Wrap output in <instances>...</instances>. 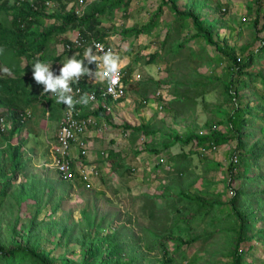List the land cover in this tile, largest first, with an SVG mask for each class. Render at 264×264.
Returning a JSON list of instances; mask_svg holds the SVG:
<instances>
[{"label":"rangeland","instance_id":"374dc122","mask_svg":"<svg viewBox=\"0 0 264 264\" xmlns=\"http://www.w3.org/2000/svg\"><path fill=\"white\" fill-rule=\"evenodd\" d=\"M158 1L131 0L126 11L116 9L99 15L98 28L103 33L102 40L114 45L120 59H128V63L120 67L130 100L121 105L125 96L122 100L110 103L112 109L105 120L100 121L99 117L97 125L90 127L93 129V143L92 147L88 145L87 150L91 158H87L86 151L83 155L71 152L70 160L75 170H78L79 161L94 165L89 174L88 187L78 180L77 173L73 178L61 181L54 168L44 165L46 160L52 163L50 149L55 140L62 107L56 106L55 115L51 116L47 101H34L25 109L30 112V116L22 126L14 132L11 129L10 132H0L3 133L0 135V158L14 161L17 156L19 166L12 185L0 202L3 234L4 226L12 225L15 218L17 227L29 225L34 218L36 222L63 218L67 224H80L83 210L89 221L99 223L101 232L120 227L122 231L129 232L131 239H136V234L141 236L145 233L143 227L163 230L172 223L178 208L184 211L185 205L177 204L178 201L152 196L160 195L168 186L173 187V190L187 187L190 194L224 202L209 212L202 209L191 227L179 223L173 227L174 234L184 236L187 233L209 231L211 225L208 222L212 218L222 220L217 222V226L228 227L226 220L227 214H231V207L227 200L242 185V180L245 183L248 181L244 179L245 174L241 177L235 175L230 187L226 186L225 166L229 156L224 152L228 148L230 151L233 149L234 139L215 148H208L206 144L198 146L196 141L191 140L187 143L174 142L167 150L158 153L150 150L154 146L161 147L159 141H169V131L176 130L181 135L190 128L197 132L199 129L208 131V123H215V129L225 131V119L233 107L226 97L223 84L228 80L227 61L212 44L192 37L195 29L189 19L182 22L181 26L176 25L172 14L164 9L160 14H155L156 25L150 34L124 35L122 29L146 23L156 12ZM188 1L196 5L199 3L202 17L215 21L219 35L226 38L235 54L241 58L252 52L259 44L258 39L264 36V30L259 28L264 21V0H260L255 28L251 23L256 6L254 0H178L179 7L188 4ZM11 3L12 0H9ZM52 4L46 11L51 12V8L56 10L60 7L58 0H52ZM248 7L250 10L247 11ZM0 21L8 23L9 13L0 10ZM58 22L57 19L42 18L39 20V29L44 30L48 25ZM78 29L68 27L63 33L50 35L40 61L51 64L53 71H59L62 63L73 54L77 59H83L87 44L72 51H65L62 46L64 39L73 42L80 36ZM178 42L181 44L179 47ZM0 48L3 49L0 53V73H11L12 68H20L26 75L33 77L34 63L31 59L16 56L2 43ZM255 60L245 70L253 72L252 75L259 70L264 75V54ZM85 65L89 66L86 60ZM245 81L246 85H239L240 109H244L243 115L247 118L244 140L246 145L257 141L256 145L260 147L257 148L260 152L254 161L258 169L250 167L246 175L252 176L255 172L261 175L264 174V118H261L264 116V100L260 98L264 97V81L259 78H245ZM35 90L37 93L40 91L38 86ZM164 97L167 99L164 100ZM256 103L263 104L262 111L255 107ZM246 105L252 109L251 113L246 112ZM159 106H163L162 109ZM143 122L150 124L156 132L146 136L140 131L132 132L119 127L121 124L139 125ZM5 145L19 146L20 151L11 153L13 149H10L11 152L7 150L8 156L4 152ZM234 155L239 161L238 152ZM160 157L162 161H159ZM171 157L176 162L170 166ZM4 161H0V167L11 171L10 163L7 166V161ZM158 161L159 164L155 166ZM22 181H25L27 191L38 193L34 192L35 198H26L18 203L13 192L22 189L19 187ZM256 187H264V175L260 176ZM256 187L254 184L249 185L247 190L252 192ZM40 193L42 196L38 195ZM249 198L250 204L255 207L252 196ZM58 201L56 209L50 214L51 205ZM36 208L40 209L38 214ZM255 215L264 218V210L256 211ZM263 226L264 220H258L254 228ZM75 230L74 226L72 231ZM220 230L207 242L200 240L194 245L183 246L188 247V259L182 264H231L230 257L224 254L227 233L225 228ZM41 232L47 233L45 228H41ZM57 236L58 233L54 237L48 235L49 239L44 245L52 248ZM221 244L222 251L215 252ZM256 245L258 249L249 253L243 264H264V244ZM77 250L76 244L68 242L67 245L56 246L52 255L64 252L68 257L76 258ZM149 255L157 256V252L152 250Z\"/></svg>","mask_w":264,"mask_h":264},{"label":"trees","instance_id":"16d2710c","mask_svg":"<svg viewBox=\"0 0 264 264\" xmlns=\"http://www.w3.org/2000/svg\"><path fill=\"white\" fill-rule=\"evenodd\" d=\"M130 1L93 0L86 10L80 16H77L74 14V8L72 7L65 11V1L63 0H58L60 7L51 12L46 11L45 0H12L11 4H9V0H0V10L10 15L8 23L0 21V43L5 48L11 50L16 56H25L31 59L32 63H35L37 58L39 60L40 58L42 59L41 54L44 52L48 37L52 34L63 33L68 27L79 28L78 33L81 37L102 40L103 33L98 28L100 24L99 15L114 12L116 9L126 11ZM254 1L256 6L251 23L252 27L255 28L258 11L260 10V0ZM198 4L196 5L193 1H188V4H184L180 8L178 0H159L156 12L150 16L146 23L124 28L122 32L124 35L135 36L138 34H150L156 25L155 14H160L161 11L167 9L173 16L174 24L181 26L182 22L189 19L195 29L192 37L201 38L205 44H212L216 51L226 59L228 80L223 83L224 91L230 103L233 104L230 113H228L225 119L226 130L222 131L211 128L215 123H208L206 125L210 128L203 134H199L197 130L192 128L185 130L182 135L176 130L169 131L168 137L171 135L169 141L159 142L161 147L154 146L150 150L158 153L169 148L174 142L187 143L191 140L196 141V145L198 146L206 144L208 148H211V141L217 146L234 139L235 144L232 146L233 149L230 151V148H228L224 152L227 157L229 156L228 163L225 166L227 172L226 186L230 187L233 176L241 177L244 174V179L248 180L249 184H247L248 181L245 183L242 180V185L227 200L231 207V214H227L226 220L229 223L228 227L217 226V222H221L222 220L212 218L208 222L211 225L209 231L203 230L199 233H187L184 236L174 234L173 227L179 223H184L185 226L191 227L193 220L202 212V209H205V212H209L215 206L224 204V202L217 199H207L197 194H190L187 187L173 190V187L168 186L166 189L164 188L160 195L152 196L165 197L168 201H178L179 203L177 204L185 205L184 211L178 208L172 223L162 228L163 230L143 227L145 233L141 236L136 234V239H131L129 232L122 231L120 227H110L109 231L101 232L98 229L99 223L89 221L88 216L85 215L83 210L81 212L82 223L76 225L67 224L63 218H50L49 220H40L39 222H36L34 218L29 225L17 227V219L15 218L12 225L4 226L5 232L3 234V227L0 221V264H182L185 259H188V247L183 246L194 245L200 242V240L207 242L214 233L222 231L220 229L223 228H225L228 237L224 245V254L230 257L231 264H243L248 258V254L254 249H258L256 244H264V226L254 228L258 220H264L262 216L255 215L256 211L262 212L264 210V187L260 189L256 187L258 186L260 176L264 174L260 175V173L255 172L252 176L246 175L250 167L255 170L258 169V165L254 161H256V157L260 152L257 148L260 147L256 145L257 141H251V143L246 145L244 140L247 134L244 130L247 118L243 115L244 109H240L239 93V85H246L245 78L249 80L259 78L264 81V75L259 70L254 75H252L253 72L245 70L247 67L253 65L256 58L263 56L264 36L258 39L259 44L252 52L241 58L235 54L233 47L227 43L226 38L219 35L215 21L202 17ZM248 10H250V7H248ZM42 18H53L59 22L57 24H50L47 28L41 30L39 29V20ZM169 27L171 26L169 25ZM259 28L264 30V21ZM66 44L69 45L68 49H65ZM62 46L65 51L79 49L77 47L73 48V44L67 39L63 40ZM179 46H181L180 42L177 43V47ZM37 86L40 90L39 93L35 90ZM97 86L98 84H82L84 90L97 88ZM41 89L42 85L37 84L33 77L26 75L20 68H12L11 73H0V109H2L0 113L12 122V132L22 126L28 119L23 120L21 112L26 107L32 105L34 101L40 99L47 101L50 106V112H48L51 116L55 115L56 106H62V103L56 102V98H49L44 95ZM260 100H264V97H261ZM262 106V103H256L255 107L262 111ZM245 110L247 113H251L252 109H249L248 105H246ZM80 114H92L99 118L105 117L108 113L99 106L92 112H89L87 107H81ZM261 118H264V116ZM203 125L205 126V124ZM119 127L124 130L129 129L132 132L140 131L146 136L153 135L156 132V129L146 122L139 125L121 124ZM2 134L0 133V135ZM10 149H13L12 152ZM18 149L19 146L12 147L11 145H5L4 152L9 156L7 150L11 153H16L20 151ZM235 152H238L239 161L238 158L236 161L232 158ZM15 157L14 161L13 159L0 158V161H7V166L10 163L11 167V171L3 170L0 167V202L16 177L19 166H17L18 158L17 156ZM175 162L174 158H171L169 165L171 166ZM239 166L241 169H239ZM237 167L238 170L235 171ZM58 179L64 180L60 177ZM45 184H47V181H45ZM253 184L256 188L252 192L248 191V186ZM19 187L22 189L13 192L18 203H21L26 198H35L38 193V191H27L28 188L25 181H22ZM20 191H22L21 194L17 195ZM38 195L42 196V193ZM250 195L255 207L250 204ZM58 203L59 201L51 205L50 214L56 209ZM37 204H40V202H37ZM39 211L40 209L36 208V214ZM152 213H150L151 216ZM74 226L76 230L72 231ZM41 228H45L48 235L53 237L58 233L55 243L52 242L54 240H51L52 248L44 245V242L49 238L46 235L47 233L41 232ZM68 242H72L78 246L76 258L68 257L64 252L57 256L52 255V251L56 246L67 245ZM222 244L220 245V249L215 252L222 251ZM152 250L157 252V256L149 255ZM260 259L263 258L260 257ZM55 261L58 263H55Z\"/></svg>","mask_w":264,"mask_h":264},{"label":"built area","instance_id":"2783aa9c","mask_svg":"<svg viewBox=\"0 0 264 264\" xmlns=\"http://www.w3.org/2000/svg\"><path fill=\"white\" fill-rule=\"evenodd\" d=\"M65 1V10H68L69 8H74V14L77 16H80L83 11L86 10L87 6L92 3L93 0H64ZM52 4V1L45 0V6L46 8L50 7ZM54 8H51V11H53ZM224 11L225 8H222ZM85 38H82L80 36H77L75 40H73V44L78 46H83L85 44L93 47V52L98 53L97 48L94 46L95 44H99L103 47L104 50H107L109 48L113 49L116 52V49L114 45L110 44V42H106L103 40H99L97 38H90L89 40H83ZM69 45H66V48H68ZM93 71L96 69V64L92 63L89 65ZM54 74L58 75L59 72H54ZM124 73L122 68L120 67V73H119V80L120 84L115 89V96L113 94H109L107 90V86L104 83L99 82H93L94 84H98L97 88H92L89 90H84L82 88V84H86V80L88 81L89 78L85 75L82 76L79 82H73L71 84V87L73 89V96L74 99L78 100L80 96L87 93L89 96L94 97L89 101L87 105H83L80 103L75 104L74 108L70 109L66 105L62 103V110L61 115L58 120L57 124V132L55 133V140L54 143H52L51 147V155H52V163H50L48 160L44 162V165L47 167H52L56 170L58 176L61 179L69 180L75 176L77 173L78 180L81 181V183L88 187V180H89V174L92 172V169L94 168V165L88 164L83 161H79L78 170H75L72 167L71 164V146L75 145L76 148V154L83 155L85 151L87 152V143L83 139V133L90 127H93L97 125L99 118L93 116L92 114L87 115H81V107H87V110L89 112L94 111L99 106L102 107L105 112L110 113L111 112V104L112 102L122 100L126 96V89L125 84L123 81ZM91 84V83H88ZM43 93V85L41 89ZM47 97L55 98L51 95V93H43ZM166 96V95H165ZM167 97H164V100H166ZM163 106H159V109H162ZM24 118L29 114V111L26 112V114H21ZM104 125V124H103ZM11 122L8 119L3 118L0 116V132L8 131L11 129ZM212 128H216V125L213 124L211 126ZM104 128V127H103ZM207 131H204L203 129H199L198 133L203 134ZM211 148H215V144L211 141ZM233 160H237V156L234 155Z\"/></svg>","mask_w":264,"mask_h":264},{"label":"clouds","instance_id":"9594fccd","mask_svg":"<svg viewBox=\"0 0 264 264\" xmlns=\"http://www.w3.org/2000/svg\"><path fill=\"white\" fill-rule=\"evenodd\" d=\"M70 42L73 44L72 41ZM66 45L65 49H68L69 47L66 48ZM94 46L97 48L99 54L94 53L93 47L89 46L85 49L83 59H77L76 55L73 54L64 63H62V67L59 71H53L51 69V64L42 62L37 58L35 63L32 65V76L34 81L37 84L43 85V93L50 92L51 95L56 98L57 103H63L70 109L74 108L77 103L87 105L89 101L94 98L85 93L80 96L78 100L74 99L71 84L73 82H79L81 77L85 75L94 82L106 84L108 93L115 96V89L120 84V57L111 48L104 50L99 44H95ZM74 47L76 48L73 44V48ZM2 52L3 49L0 48V53ZM85 60L89 65L92 63L96 64L95 71L85 65ZM54 72H59V74L56 75ZM86 84L90 85L87 80ZM25 111L28 110H24L21 114H26ZM0 116H2L1 113ZM28 116L30 115H27L25 118L22 116L23 120ZM2 117L5 118L4 116ZM8 120L10 121V119Z\"/></svg>","mask_w":264,"mask_h":264},{"label":"crops","instance_id":"0c3cea01","mask_svg":"<svg viewBox=\"0 0 264 264\" xmlns=\"http://www.w3.org/2000/svg\"><path fill=\"white\" fill-rule=\"evenodd\" d=\"M195 32V31H194ZM116 53H117V51H116ZM128 61V59H125V58H123V59H120V65L121 66H123L124 64H126V63H128L127 62ZM94 81L93 80H88V83H91V84H94L93 83ZM167 96V95H166ZM169 99V98H168ZM130 99L129 98H127V93H126V98L121 102V105H123V103H127L128 101H129ZM61 107V106H60ZM112 107V106H111ZM61 115V113L59 114V116ZM60 118V117H59ZM101 119H100V121L102 120V119H104L105 120V117H100ZM163 119V118H162ZM93 129H91V128H88L84 133H83V139H84V141L87 143V146L88 145H91L90 147H92V143H93V131H92ZM92 132V133H91ZM159 142H163V141H159ZM168 149V148H167ZM166 149V150H167ZM70 150H71V152H75L76 151V148H75V145H72L71 146V148H70ZM90 152V151H89ZM87 153H88V150H87ZM166 154H165V158H166ZM87 158H91L90 156H89V153H88V156H87ZM172 158V157H171ZM171 158H170V160H171ZM159 161H162V157H160L159 158ZM159 161L158 162H156V164H155V166L156 165H158L159 164ZM168 162H169V159H168ZM170 163H171V161H170ZM169 163V164H170Z\"/></svg>","mask_w":264,"mask_h":264}]
</instances>
